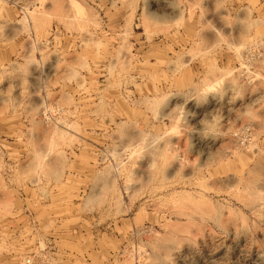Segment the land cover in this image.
Here are the masks:
<instances>
[{"label": "rangeland", "instance_id": "1", "mask_svg": "<svg viewBox=\"0 0 264 264\" xmlns=\"http://www.w3.org/2000/svg\"><path fill=\"white\" fill-rule=\"evenodd\" d=\"M0 264H264V0H0Z\"/></svg>", "mask_w": 264, "mask_h": 264}, {"label": "bare ground", "instance_id": "2", "mask_svg": "<svg viewBox=\"0 0 264 264\" xmlns=\"http://www.w3.org/2000/svg\"><path fill=\"white\" fill-rule=\"evenodd\" d=\"M197 134H199V135L202 137V139H203L204 141L207 140V135H205L204 133H199V132H197V131L193 132V135L197 136ZM152 162H153V161H149V162H148V165H149V166H152V165H153ZM181 165H182V164H181V161L178 160V159H176V161L173 163V166H174L175 168H178V167L181 166Z\"/></svg>", "mask_w": 264, "mask_h": 264}]
</instances>
